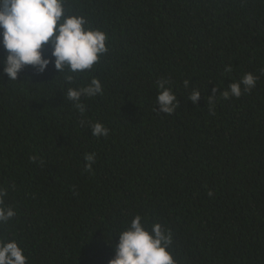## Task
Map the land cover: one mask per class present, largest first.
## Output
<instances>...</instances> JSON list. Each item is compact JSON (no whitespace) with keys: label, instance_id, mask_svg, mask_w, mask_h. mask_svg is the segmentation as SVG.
Here are the masks:
<instances>
[{"label":"trees","instance_id":"obj_1","mask_svg":"<svg viewBox=\"0 0 264 264\" xmlns=\"http://www.w3.org/2000/svg\"><path fill=\"white\" fill-rule=\"evenodd\" d=\"M64 7L103 30L108 51L71 84L52 64L0 80V206L16 213L0 239H16L27 264H108L139 214L172 232L177 264H264V0ZM246 73L255 87L225 99ZM93 77L103 91L81 97L80 113L67 88ZM162 79L179 101L171 114L155 103ZM97 121L107 137L92 135Z\"/></svg>","mask_w":264,"mask_h":264},{"label":"clouds","instance_id":"obj_2","mask_svg":"<svg viewBox=\"0 0 264 264\" xmlns=\"http://www.w3.org/2000/svg\"><path fill=\"white\" fill-rule=\"evenodd\" d=\"M64 5L65 0H0V48L4 52L0 58L3 68L0 80L6 75L8 81H18V75L28 66L36 74H43L52 64L58 74L66 72L65 82L71 84V73L92 69L100 55L107 53V34L99 28L89 27L83 16L66 13ZM49 46L51 55H45ZM225 71H231V67L226 66ZM257 79L252 73L244 74L239 81L228 85L223 92L224 98H239L242 92L255 87ZM167 83L166 79L157 82L155 103L159 112L171 114L179 106V101L175 92L165 86ZM184 86H189L187 80ZM102 91L101 82L93 77L84 86L68 87L67 98L73 101L80 113H84L85 105L81 97H95ZM200 94L198 89H193L189 100L196 104ZM215 97L210 96V106ZM91 129L92 135L98 138L109 134V129L99 121L92 123ZM85 160L86 168L91 169L95 155L86 153ZM5 195L6 191L0 189V205ZM15 215L12 207L0 206V224ZM118 236L114 256L108 264H177L170 250L172 232L159 223L148 228L144 218L137 214ZM108 243L112 244V241ZM0 264H27L24 249L16 239H0Z\"/></svg>","mask_w":264,"mask_h":264}]
</instances>
